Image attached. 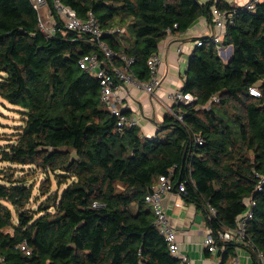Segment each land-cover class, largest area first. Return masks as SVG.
Listing matches in <instances>:
<instances>
[{
	"label": "trees",
	"instance_id": "1",
	"mask_svg": "<svg viewBox=\"0 0 264 264\" xmlns=\"http://www.w3.org/2000/svg\"><path fill=\"white\" fill-rule=\"evenodd\" d=\"M61 1L83 20L92 13L104 29L127 26L128 46L122 36L103 41L116 64L123 65L121 55L133 58L142 80L167 29L183 33L201 18L213 23L214 7L233 13L223 38L232 55L225 62L211 35L199 37L181 89L195 102L175 104L183 119L168 112L147 137L140 126H117L99 80L78 65L86 54L104 58L89 34L59 21L46 37L30 0H0V97L24 115L0 147V161L11 164L0 170V257L7 264H190L173 255L145 198L167 175L185 181L182 194L206 211L213 233L236 228L253 196L246 232L254 246L247 248L253 264H264V183L257 190L264 176V0L254 10L229 0ZM253 85L261 97L249 94ZM216 94L219 103L201 108ZM37 171L44 178L34 182ZM239 245L221 242L220 264Z\"/></svg>",
	"mask_w": 264,
	"mask_h": 264
},
{
	"label": "built area",
	"instance_id": "2",
	"mask_svg": "<svg viewBox=\"0 0 264 264\" xmlns=\"http://www.w3.org/2000/svg\"><path fill=\"white\" fill-rule=\"evenodd\" d=\"M263 0H247L241 6L248 10H254L256 5ZM33 7L38 12V27L44 33L46 37L54 36L59 30V21L63 27L67 30L75 32L87 33L91 36L92 40L96 41L100 50L103 52L104 58H100L98 53H91L82 56L78 60L80 68L90 73L94 78L99 80L101 87V101L117 116V126L123 128L125 126H139L141 119L127 111L125 105V98L129 89H136L145 92L149 95H153L161 88L162 75H160L159 68L163 61L161 48L153 53L147 60V66L150 72V76L146 80L138 78L131 66L134 63V59L121 55L120 58L123 61V65H118L113 61L116 56L109 45L103 41L104 35L121 36L126 33V27L124 26H112L109 28H102L98 20L92 13H89L87 19H81L76 11L69 5H66L61 0H53L52 7L47 3V0H30ZM44 5L48 6L46 12V19H43L40 13V8ZM233 13L221 11L217 7L213 8L212 20L213 26L219 31L212 33L211 37L214 41L220 56L226 54V46L223 44V38L225 35L226 26L229 22H232ZM167 37L173 34L172 30L167 29ZM166 37V38H167ZM202 45L200 39L196 40V46ZM178 51H182L181 47ZM249 94L254 97H261L262 91L259 86L253 85L249 87ZM172 98L175 100V104H192L195 102L196 97L191 94H183L181 91L173 94ZM220 102V97L216 94L212 96L206 104L201 108L210 109L213 104ZM174 107V106H173ZM199 108V107H198ZM170 113L176 115L180 120L183 119V115L176 112L174 108H171ZM199 144L203 143V139L197 137ZM264 183V176L260 177V182L257 186V190L262 189ZM186 192L185 181L176 183L171 180L170 176L161 175L157 182L153 184L146 194V201L151 205L154 212V224L159 230L160 234L165 238L168 246L174 256L178 257L180 248L176 239V231L170 225L167 213L164 207L163 199L171 192ZM246 210L240 215L237 222V227L234 229L218 230L216 233L209 228L207 234L203 238V245L209 252L218 253L224 250V247H220L221 242H234L237 244L250 245L254 244L248 239L247 225L249 220L253 217V210L256 206V201L253 196L246 198ZM211 214L216 213L214 207H210ZM25 249V246H22ZM29 254V251H27ZM261 261H263V254H258ZM0 264H7L3 257H0ZM234 264V263H232Z\"/></svg>",
	"mask_w": 264,
	"mask_h": 264
},
{
	"label": "crops",
	"instance_id": "3",
	"mask_svg": "<svg viewBox=\"0 0 264 264\" xmlns=\"http://www.w3.org/2000/svg\"><path fill=\"white\" fill-rule=\"evenodd\" d=\"M247 0H232L241 6ZM219 29L205 18L199 19L187 31L173 33L165 38L160 45L163 56L159 68L162 75V85L153 95L136 89H129L124 102L127 111L137 115L144 136L153 137L157 134V124L175 105L173 94L181 91L184 85V76L191 53L194 51L199 37L211 35ZM181 47L182 51H178ZM230 46L226 47V54L221 56L225 61L231 55ZM186 67V68H185ZM164 207L170 225L176 231V239L180 252L178 258L190 264H220L221 252L212 253L207 250L202 241L209 231L206 211L188 202L181 192L174 191L163 199ZM253 264L252 256L247 245H239L235 256L228 260V264Z\"/></svg>",
	"mask_w": 264,
	"mask_h": 264
},
{
	"label": "rangeland",
	"instance_id": "4",
	"mask_svg": "<svg viewBox=\"0 0 264 264\" xmlns=\"http://www.w3.org/2000/svg\"><path fill=\"white\" fill-rule=\"evenodd\" d=\"M232 1V0H229ZM234 4V2H233ZM237 6V4H234ZM48 10V6L44 5L40 8V13L43 19H46V12ZM132 21V20H130ZM129 21V22H130ZM127 28V26H125ZM123 39V46H128L132 41V34L130 31H126L125 34L121 35ZM194 44H196L195 41H193ZM227 60H225L226 62ZM186 68V67H185ZM4 75L0 72V77ZM24 115L21 112V108L11 104L9 101H7L4 98L0 97V133H2L4 139H0V147L5 146L7 143H9V138H14V133L18 132L20 130V127L24 124ZM7 134V135H6ZM11 164L6 162L0 161V170L4 168H9ZM16 167H19L16 165ZM21 167V166H20ZM35 175V178L32 179L34 182H39L42 178H44V175L40 173V171H37ZM64 186V185H63ZM63 186L61 188H63ZM56 187L55 182L53 183V188ZM15 212V211H14Z\"/></svg>",
	"mask_w": 264,
	"mask_h": 264
},
{
	"label": "water",
	"instance_id": "5",
	"mask_svg": "<svg viewBox=\"0 0 264 264\" xmlns=\"http://www.w3.org/2000/svg\"><path fill=\"white\" fill-rule=\"evenodd\" d=\"M230 47H231V46H230ZM231 51H232V48H231ZM229 59H230V58H229ZM229 59H228V60H229Z\"/></svg>",
	"mask_w": 264,
	"mask_h": 264
}]
</instances>
